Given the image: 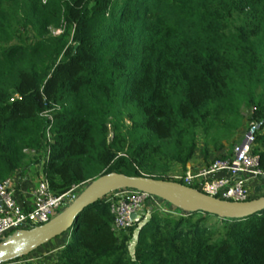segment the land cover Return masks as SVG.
Returning a JSON list of instances; mask_svg holds the SVG:
<instances>
[{
    "label": "trees",
    "instance_id": "obj_1",
    "mask_svg": "<svg viewBox=\"0 0 264 264\" xmlns=\"http://www.w3.org/2000/svg\"><path fill=\"white\" fill-rule=\"evenodd\" d=\"M247 108L263 130L264 0H0V184L39 164L56 196L111 172L173 180L200 136L206 158L234 147ZM113 221L105 197L87 207L57 264H264V210L151 211L132 255L136 225Z\"/></svg>",
    "mask_w": 264,
    "mask_h": 264
},
{
    "label": "built area",
    "instance_id": "obj_2",
    "mask_svg": "<svg viewBox=\"0 0 264 264\" xmlns=\"http://www.w3.org/2000/svg\"><path fill=\"white\" fill-rule=\"evenodd\" d=\"M252 109V113H253ZM264 133L260 124L254 120L242 138L236 143L231 154L216 157L203 166H188L184 171L172 173L170 177L184 185L198 189L210 196L230 201L244 202L253 199L252 187L264 181V170L258 153L257 137ZM81 187L73 186L66 194L56 196L47 180L42 178L32 188L29 200L23 202L27 193L20 187L14 176L0 184V244L9 236L23 229H30L51 220L64 209L67 201L73 200ZM110 203L114 216L112 229L126 232L133 226H141L146 206L152 211L172 215H184L167 201L134 189H122L105 197ZM145 218V219H146ZM35 252V251H34ZM31 254L2 264H32Z\"/></svg>",
    "mask_w": 264,
    "mask_h": 264
},
{
    "label": "water",
    "instance_id": "obj_3",
    "mask_svg": "<svg viewBox=\"0 0 264 264\" xmlns=\"http://www.w3.org/2000/svg\"><path fill=\"white\" fill-rule=\"evenodd\" d=\"M122 189L148 193L186 212H207L221 218L244 219L264 210V195L244 202L223 200L177 181L111 172L85 186L67 208L48 222L9 236L0 244V264L31 254L56 237L73 231L81 212Z\"/></svg>",
    "mask_w": 264,
    "mask_h": 264
},
{
    "label": "rangeland",
    "instance_id": "obj_4",
    "mask_svg": "<svg viewBox=\"0 0 264 264\" xmlns=\"http://www.w3.org/2000/svg\"><path fill=\"white\" fill-rule=\"evenodd\" d=\"M28 32V35H25L26 33ZM62 32V30H54L52 31V36H58V34H60ZM24 37H28V38H34V32H32L31 29H28V30H25L24 31ZM257 92H259V89L257 90ZM243 113H244V125L243 127L240 129V131L238 132V135L237 137L238 138H242L243 134L249 129L250 127V124L256 120L255 118H252V109L251 108H247V109H244L243 110ZM236 137V138H237ZM204 148H205V142H204V139L200 136L199 137V143H198V148H197V151H196V155L199 154L201 157L203 156L206 160H208L209 158H213V157H222V154L224 151H232V148L233 146H230V144L228 142H224V147L222 150H215L213 148L212 145H209L208 147V150H209V156L206 158L204 156ZM198 155V156H199ZM28 171H30L31 173L34 174V177L33 179L35 180V182H39L41 179H42V176H43V164H39L38 166H36V168H34V170H31V169H26L24 171H19L18 173L16 174H19L21 176H25L26 173H28ZM16 177V176H14ZM260 183V187H262L261 190H259V187L257 188L256 190V194L255 195H259V196H263L262 194L264 193V181L262 182H259ZM84 189L81 188V190L79 192H76L73 196V200L71 201H67V203L65 204L64 206V209L67 208L77 197L78 195L81 193V191ZM261 191V192H260ZM63 210V209H62ZM152 211V207L151 206H146L143 210V215L147 216L151 213ZM146 218V217H145ZM145 218H144V221H145ZM142 226H136V229L134 231V236L132 238V240L129 242V251H130V254L132 255L133 252H134V249H135V246L137 244V236L139 234V230ZM67 235V239H69L70 241H74V233L73 231H68L66 233ZM44 248H47V247H43L41 249V251L38 249L36 250L35 252L32 253V256L35 258V261L32 262V264H57V259H58V253L60 252L59 250H53V249H49V252L48 251H45ZM61 250V249H60Z\"/></svg>",
    "mask_w": 264,
    "mask_h": 264
},
{
    "label": "crops",
    "instance_id": "obj_5",
    "mask_svg": "<svg viewBox=\"0 0 264 264\" xmlns=\"http://www.w3.org/2000/svg\"><path fill=\"white\" fill-rule=\"evenodd\" d=\"M232 151L228 152V151H224L222 154V157H226L229 154H231ZM210 153V152H209ZM199 154H195L194 158L187 164L186 168L188 166H203L206 165L207 163H209L213 158H209L208 160H206L203 156L201 157ZM185 169L181 168L180 166H175L173 168V170L170 172V174L172 173H179L184 171ZM13 176H16V181L19 183L20 187L27 193V195H23L22 196V200L23 202H27L29 200V193L32 190V188L34 187V185L37 184V182H35V180L33 179L34 174L31 173L30 171H28V173H26L25 176H21L19 174H14ZM259 187V190L262 189V187L258 186L256 183L253 185L252 187V198H257L260 197L259 195H255L256 194V190ZM261 192V191H260ZM264 195V193L262 194ZM66 239H67V235L65 236H61L59 238L53 239L52 241L48 242L47 244L41 246L39 248V250L41 251V249L43 247H47L44 248L45 251L49 252V249H53V250H59L62 249V247L65 245L66 243Z\"/></svg>",
    "mask_w": 264,
    "mask_h": 264
}]
</instances>
